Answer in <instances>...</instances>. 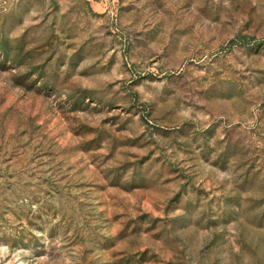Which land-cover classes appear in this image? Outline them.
Returning a JSON list of instances; mask_svg holds the SVG:
<instances>
[{
	"label": "rangeland",
	"instance_id": "obj_1",
	"mask_svg": "<svg viewBox=\"0 0 264 264\" xmlns=\"http://www.w3.org/2000/svg\"><path fill=\"white\" fill-rule=\"evenodd\" d=\"M0 264H264V0H0Z\"/></svg>",
	"mask_w": 264,
	"mask_h": 264
}]
</instances>
